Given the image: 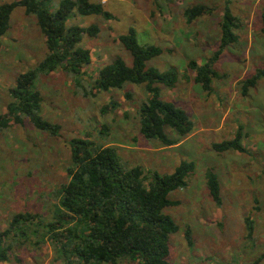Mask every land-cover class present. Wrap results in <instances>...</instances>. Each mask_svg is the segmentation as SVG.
<instances>
[{
	"label": "rangeland",
	"instance_id": "obj_1",
	"mask_svg": "<svg viewBox=\"0 0 264 264\" xmlns=\"http://www.w3.org/2000/svg\"><path fill=\"white\" fill-rule=\"evenodd\" d=\"M15 1L20 0H0V6ZM59 1L53 0L54 5ZM95 2H102L113 18L76 15L70 21V25H97L100 29L97 37L86 34L81 43L92 60L84 69V89L63 71L39 80L42 115L61 126L60 136L40 133L27 120L22 126L11 125L0 131V231L7 229L18 213L53 219L61 187L68 182L69 141L81 137L115 147L126 167H141L147 173L171 174L182 161L195 164L187 188L170 194L178 205L165 210L180 227L170 239V264H264L257 263L264 254V79L248 97L241 94V83L257 69H264V0L232 1V11L241 21L236 32L239 40L215 65L220 77L214 81L213 95L195 84V73L187 65L190 61L202 65L218 49L224 0H163L158 5L154 0ZM199 4L213 8V13L188 24L185 10ZM131 28L142 44L163 49L150 67L162 72L175 68L179 73L177 88L161 86L162 99L185 110L195 130L176 146L166 147L141 135L137 109L145 94L140 86L127 85L122 91L100 94L92 90L99 71L117 57L131 64L129 53L119 42ZM46 53V38L36 18L27 15L24 8H16L10 29L1 38L0 115L7 113L9 90L17 77L37 66ZM127 93L132 99L125 97ZM112 102L119 107L103 116L102 108ZM103 125L108 127L107 136L100 135ZM240 126L244 127V146L249 154L213 150L214 143L232 139ZM166 134L178 139L170 129ZM208 169L218 176L222 207L209 195L205 178ZM248 216L255 222L254 243L245 239L243 221ZM187 228L192 231V247L185 238ZM6 264L64 263L47 244L41 250L17 246Z\"/></svg>",
	"mask_w": 264,
	"mask_h": 264
},
{
	"label": "trees",
	"instance_id": "obj_2",
	"mask_svg": "<svg viewBox=\"0 0 264 264\" xmlns=\"http://www.w3.org/2000/svg\"><path fill=\"white\" fill-rule=\"evenodd\" d=\"M163 0H154L156 5ZM233 0H224L223 16L219 24L218 49L202 65L188 63V70L195 73L194 82L207 95L214 94V81L220 76L215 65L226 49L239 37L240 19L234 15ZM24 8L29 16L36 18L37 25L46 38L45 58L34 68L20 74L9 90L10 102L7 113L0 115V131L11 125L22 126L29 121L36 131L51 137H59L61 126L46 120L42 115L43 97L38 84L42 76L63 71L83 86L84 69L91 63V53L81 43L84 35L97 37V25L82 28L70 25L77 16H113L95 0H20L0 6L1 38L10 29L13 11ZM214 9L203 4L187 8L184 18L188 24L211 15ZM264 34V15L262 17ZM123 49L129 53L131 64L122 57L99 71L91 87L96 94L122 91L127 85L140 86L145 99L139 104L137 114L140 133L147 140L159 141L166 147L178 145L195 130V124L185 110L162 99L161 86L173 90L180 83L175 68L161 71L149 63L163 54L157 45H144L135 29L119 37ZM188 79V77H186ZM264 79V69L241 83V94L248 97L250 90ZM88 94V93H87ZM90 95H93L90 93ZM125 97L130 100L132 94ZM119 107L112 102L102 108L106 116ZM166 129L178 139L168 137ZM100 135H108V127L100 128ZM246 134L240 126L232 139L213 144L217 153L239 152L249 154L244 146ZM70 163L67 167L68 182L61 187L59 208L52 220L39 214H15L7 229L0 231V264L9 262L16 247L32 246L41 250L47 244L64 264H170L171 236L180 231L177 223L165 213L169 207L178 205L170 194L187 188V179L195 170L193 162L182 161L171 174L145 172L141 167H126L113 146L99 140L73 138L69 141ZM206 185L213 202L222 207L223 198L217 174L208 169ZM245 239L255 241V222L244 218ZM185 238L193 246L192 231L185 230ZM264 262L262 254L257 263Z\"/></svg>",
	"mask_w": 264,
	"mask_h": 264
}]
</instances>
